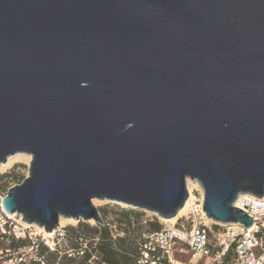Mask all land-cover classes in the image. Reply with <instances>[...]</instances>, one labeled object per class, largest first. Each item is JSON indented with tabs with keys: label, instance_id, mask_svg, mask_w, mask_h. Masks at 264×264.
Masks as SVG:
<instances>
[{
	"label": "water",
	"instance_id": "water-1",
	"mask_svg": "<svg viewBox=\"0 0 264 264\" xmlns=\"http://www.w3.org/2000/svg\"><path fill=\"white\" fill-rule=\"evenodd\" d=\"M1 198L45 232L93 199L169 219L186 179L215 222L264 195V0H0Z\"/></svg>",
	"mask_w": 264,
	"mask_h": 264
},
{
	"label": "built area",
	"instance_id": "built-area-1",
	"mask_svg": "<svg viewBox=\"0 0 264 264\" xmlns=\"http://www.w3.org/2000/svg\"><path fill=\"white\" fill-rule=\"evenodd\" d=\"M202 201L203 195L199 204H193L174 223L143 233L135 264H199L200 260L205 264H264V195L242 193L231 204L252 219L248 228L240 223L206 221ZM0 211L5 214L1 205ZM174 257L188 258L176 263Z\"/></svg>",
	"mask_w": 264,
	"mask_h": 264
},
{
	"label": "rangeland",
	"instance_id": "rangeland-1",
	"mask_svg": "<svg viewBox=\"0 0 264 264\" xmlns=\"http://www.w3.org/2000/svg\"><path fill=\"white\" fill-rule=\"evenodd\" d=\"M20 154V153H18ZM26 154L19 155L15 158L10 164L5 165L7 160L4 163H0V201L1 198L6 194V191L9 187L19 184L22 180L28 175V166L31 160V156ZM189 179V178H188ZM191 180V179H190ZM197 182V181H196ZM198 183V182H197ZM199 185V183H198ZM199 188L202 192V188L199 185ZM193 195L195 197L193 204H199L200 198L203 195L200 194L199 191L194 190ZM97 200V199H95ZM94 207L98 210L103 224L107 230L109 231L110 237L112 240L116 241L119 237H125L127 234L124 232V221H123V212L133 211L126 218H131L133 220H137L139 226L134 227V232L130 233V235L138 236L141 238L143 233L147 231H154L151 228L149 223L157 222L159 225V229L163 227V225H170L171 223H166L155 214L139 210L136 208H132L130 206L122 205L119 202L108 201V200H97L94 204ZM15 214V213H13ZM125 217V216H124ZM70 221H67L62 227L56 228L54 234L50 238H46L43 233V228L39 227L36 224H27L21 220V216L15 214V216L11 217L9 214H3L0 211V231L9 234H13V236L27 238L29 244L23 248L18 249L17 251L13 250H0V261L4 259L2 264H8L7 260L9 258L12 259L11 264H48L49 254L46 252L43 255H39V247H37L38 243H42V245L46 246L49 251H56L59 255L67 254L74 255L76 259L80 257V252L85 250V247L89 246V242L91 243V247L95 246L97 242L98 234L91 233L90 228L99 227V224L94 223V221H82V220H73L71 218ZM24 224H27L24 225ZM99 225V226H98ZM221 226V224H216ZM136 228V229H135ZM158 230V229H157ZM54 231V230H53ZM131 232V231H130ZM83 236L82 242H77L78 248L76 252H73L72 245L70 244L73 239L75 240L76 236ZM85 239V240H84ZM5 244L8 243V240H4ZM19 257L23 258L24 261H19ZM97 257L95 252L90 256L89 263H92L93 260ZM188 257H174V261L176 263L184 262ZM206 261L200 260L199 264H205Z\"/></svg>",
	"mask_w": 264,
	"mask_h": 264
},
{
	"label": "trees",
	"instance_id": "trees-1",
	"mask_svg": "<svg viewBox=\"0 0 264 264\" xmlns=\"http://www.w3.org/2000/svg\"><path fill=\"white\" fill-rule=\"evenodd\" d=\"M132 212L133 211H126L122 213L125 216H123V227L125 229L124 232H126L127 234L125 235V237H119L116 241L111 239L109 231L104 225H98L99 227L90 228L91 233L98 234V240L95 243L94 247H91V243L89 242L90 248L86 246L83 254L78 257V259H76L74 255L67 256L66 253L59 255L57 253V250L49 251L46 246L42 245L41 242L37 244V247H39L40 249L38 253L40 256L43 255L44 252L49 254L50 260L48 261V264H135L138 243L140 242L141 238L139 237V235H130V233L134 232V227L139 226L138 224H136V222L138 223L137 220L131 221V218H126ZM149 225H151L152 230L159 229V225L157 224V222H151L149 223ZM83 238V236L78 235L75 237V240L73 239V241L70 243L72 245L73 252L78 253L77 242H82ZM4 240H8V243L5 244ZM28 244L29 241L27 238H15L13 234L7 235V233L0 231L1 251H4L6 249L17 251L18 249L23 248ZM93 252L97 254V257H95L92 263H89L90 256ZM3 261L4 259L0 261V264H2Z\"/></svg>",
	"mask_w": 264,
	"mask_h": 264
},
{
	"label": "bare ground",
	"instance_id": "bare-ground-1",
	"mask_svg": "<svg viewBox=\"0 0 264 264\" xmlns=\"http://www.w3.org/2000/svg\"><path fill=\"white\" fill-rule=\"evenodd\" d=\"M19 155H22V154H15V155H12V156L8 157L7 158V162H6L5 165L10 164ZM27 158H29L28 155H27ZM186 188H187V191H188V197H187V199H186L183 207L177 212V214L174 217L169 218V219H162L164 222H166V223H174L177 218H179L180 216L184 215L188 211V209L193 206V203H194V200H195V197L193 195V191L194 190L199 191L200 194L202 195V192H201V190L199 188V185H198V183L195 180H190V179L187 178L186 179ZM96 201L97 200L93 199L92 200V204H94ZM17 215L18 214H16V216ZM9 216L13 217V216H15V214H11ZM67 221H70V219H67V218H64V217L59 216L58 217V228L62 227ZM89 221H91V220H89ZM206 221H211V220L206 218ZM24 225L27 226V224H24ZM54 232H55V230L52 231V232H45V231H43L44 236L46 238L52 237V235L54 234Z\"/></svg>",
	"mask_w": 264,
	"mask_h": 264
}]
</instances>
